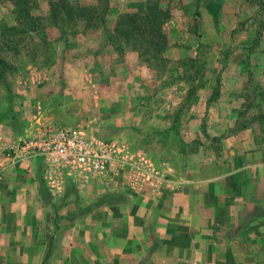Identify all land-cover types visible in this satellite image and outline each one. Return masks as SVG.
<instances>
[{
  "label": "rangeland",
  "instance_id": "obj_1",
  "mask_svg": "<svg viewBox=\"0 0 264 264\" xmlns=\"http://www.w3.org/2000/svg\"><path fill=\"white\" fill-rule=\"evenodd\" d=\"M49 1L57 0H0V48L13 66L10 92L0 87V149L5 140L54 123L115 143L123 160L109 169L106 184L66 181L61 193L47 189L42 197L41 165L14 169L29 191L27 238L1 213L0 264H41L51 233L57 247L46 264H115L109 249L128 250L115 241L116 234L125 240V230L105 226L114 205L144 207L140 229L148 235L164 213L148 208L147 198L161 197L167 180L180 172L211 177L212 165L230 148L251 146L253 135L264 145V105L248 81L264 89V24L258 28L264 11L259 0H180L164 25L167 49L147 62L129 45L121 53L103 42L116 17L141 11L145 0H105L106 14L98 0H68L94 4L95 17L105 15L95 27L78 21L74 35L71 17L60 14L57 27L46 17ZM11 38L18 43L6 42ZM252 263L260 261L238 264Z\"/></svg>",
  "mask_w": 264,
  "mask_h": 264
},
{
  "label": "crops",
  "instance_id": "obj_2",
  "mask_svg": "<svg viewBox=\"0 0 264 264\" xmlns=\"http://www.w3.org/2000/svg\"><path fill=\"white\" fill-rule=\"evenodd\" d=\"M231 88L236 92L240 86L233 83ZM229 99L233 100L229 104L234 107V92ZM250 138L251 146L230 148L225 157L214 163L211 177L188 179L180 172L175 181L167 180L166 186L169 187L163 191L162 199L158 195L148 197L147 207L164 213L154 227L156 231L153 229L148 235L146 229H140L144 207L139 203L132 207L114 205L116 213L107 215L105 226L115 222L128 237L124 240L113 233L116 234L115 241L119 240L120 245L128 250L119 252L117 248L114 253L109 249L115 264H238L241 260H258L263 264L264 145L261 142L255 144L254 135ZM32 163L6 169L0 182V218L1 213L7 219L12 218L10 226L21 228L18 234L24 239L27 238L28 222L23 219V214L27 217V207H30L26 200L28 190L24 188V177L12 171ZM197 163L191 165L198 167ZM43 184L38 191L39 197H42V191H47ZM135 222L139 226L136 230ZM148 226L151 227V223ZM55 241L56 237L54 245L57 247Z\"/></svg>",
  "mask_w": 264,
  "mask_h": 264
},
{
  "label": "built area",
  "instance_id": "obj_3",
  "mask_svg": "<svg viewBox=\"0 0 264 264\" xmlns=\"http://www.w3.org/2000/svg\"><path fill=\"white\" fill-rule=\"evenodd\" d=\"M122 152V147L88 135L79 126L42 124L17 139L4 141L0 182L6 169L37 160L52 195L61 193L66 181L106 184L109 169L123 160Z\"/></svg>",
  "mask_w": 264,
  "mask_h": 264
},
{
  "label": "trees",
  "instance_id": "obj_4",
  "mask_svg": "<svg viewBox=\"0 0 264 264\" xmlns=\"http://www.w3.org/2000/svg\"><path fill=\"white\" fill-rule=\"evenodd\" d=\"M101 2L103 8V14L109 9L105 0H98ZM180 0H145L144 7L141 11L132 10L120 13L114 22L113 27L104 33V43L110 44L114 50L121 52L124 46L131 47L138 52L142 61H154L161 59L162 53L167 49L166 34L164 32V25L171 18L172 10ZM261 5V10L264 11V0H259L257 3ZM96 5L78 4L68 0L49 1V12L47 18L53 23L55 27L58 25V16L65 14L71 17V35L79 33L77 28V22L83 21L84 25L95 27L97 23L104 21V16L95 17ZM264 13V12H263ZM102 14V15H103ZM195 15H200L199 10L195 11ZM62 16H60L61 18ZM40 19L41 17H35ZM64 17H62L63 19ZM261 24H264V19L259 22L258 28H261ZM259 35L254 40V43L259 42ZM6 40V39H5ZM19 39L11 38L6 42L17 44ZM13 73V66L7 61L6 55L2 47L0 48V87L4 88L7 92H10V83L8 81L9 75ZM248 74H250L248 72ZM248 81L253 87V94L255 97H259L261 103L264 105V89L260 90L259 86H256L251 77H248ZM214 94V93H213ZM214 95H211L212 100ZM264 116V112L261 113ZM245 126V125H242ZM54 239L55 234L51 233L47 241V247L42 258L41 264H46L49 258L54 252Z\"/></svg>",
  "mask_w": 264,
  "mask_h": 264
}]
</instances>
